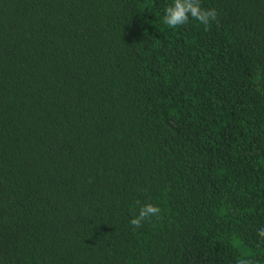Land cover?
I'll return each mask as SVG.
<instances>
[{
	"label": "trees",
	"instance_id": "obj_1",
	"mask_svg": "<svg viewBox=\"0 0 264 264\" xmlns=\"http://www.w3.org/2000/svg\"><path fill=\"white\" fill-rule=\"evenodd\" d=\"M172 3L0 0V264H264V0Z\"/></svg>",
	"mask_w": 264,
	"mask_h": 264
},
{
	"label": "clouds",
	"instance_id": "obj_2",
	"mask_svg": "<svg viewBox=\"0 0 264 264\" xmlns=\"http://www.w3.org/2000/svg\"><path fill=\"white\" fill-rule=\"evenodd\" d=\"M217 11L202 8L200 0H173V3L164 9L163 23L170 28L185 25L191 18L203 25L207 29L211 21L216 20ZM139 203V201H137ZM161 209L151 203L140 206L138 215L130 219V224L134 228H140L145 220L152 217L159 218ZM259 235L264 237V229H260Z\"/></svg>",
	"mask_w": 264,
	"mask_h": 264
}]
</instances>
